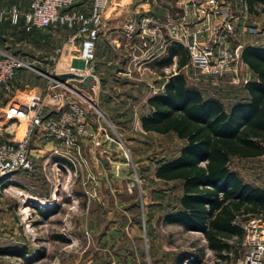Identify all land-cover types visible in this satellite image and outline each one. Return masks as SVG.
<instances>
[{
    "label": "rangeland",
    "instance_id": "rangeland-1",
    "mask_svg": "<svg viewBox=\"0 0 264 264\" xmlns=\"http://www.w3.org/2000/svg\"><path fill=\"white\" fill-rule=\"evenodd\" d=\"M180 1L123 0L115 27L121 28L131 12L140 19L153 12L161 17L158 15V6L166 8L171 15L179 9ZM111 26L103 27L100 32L96 43V57L105 56L107 43H110L111 38L115 42L123 38L121 32L109 33ZM105 32L109 33L110 39ZM75 48V45L69 48L70 55L66 61L56 60L55 64L48 58L37 59L32 57L30 51H22L33 68L27 69L21 75L22 79L30 82L32 76H42L53 70H79L85 64L79 58V50ZM187 70L188 75H185L191 76L187 77L190 82L202 81V86H207L209 81L200 72L189 68ZM219 84L220 89L224 90V83ZM83 95L91 99L89 94ZM121 142L128 148L129 157L116 141L111 145L102 141L98 149V143L90 136L82 142L83 147L81 146L79 154L70 150L64 162L53 170L38 174L32 169L9 174L7 181L0 186V246L24 245L32 264H90L106 255V259L111 262L135 259L139 263H149L153 252L149 248L152 242L146 233L145 215L153 200L151 190L165 186L159 182L149 184L142 176L146 175L144 169L156 159L159 160L162 154H174L180 143L170 136L146 137L141 144L127 140L128 146L125 140ZM163 149L165 153L161 152ZM260 166L261 163L256 160L231 162L232 168H248L252 171L250 178L254 180L259 178L254 170ZM35 177L38 179L35 180ZM38 188L41 189L39 195L36 194ZM98 201L103 204L101 210L94 205ZM154 201H157L156 197ZM136 202L139 214L137 224L134 222L137 212L127 211ZM54 207L58 212L47 219L38 214L37 209ZM153 226L154 239L159 238L156 250L159 256L166 252L167 264H174L175 256L182 251L197 253L198 249H203L204 262L215 261L214 253L205 247L201 234L186 232L176 226H166L159 221ZM237 250L239 257L235 263L244 256V244L238 245ZM38 254H43V258L33 260ZM190 263L198 264L195 261ZM0 264L24 262L20 258L0 257Z\"/></svg>",
    "mask_w": 264,
    "mask_h": 264
},
{
    "label": "trees",
    "instance_id": "trees-1",
    "mask_svg": "<svg viewBox=\"0 0 264 264\" xmlns=\"http://www.w3.org/2000/svg\"><path fill=\"white\" fill-rule=\"evenodd\" d=\"M256 3L264 5V0H248L250 9ZM184 51L179 44L171 45L159 65H167L173 56L180 55L178 65L183 66L186 63ZM10 53L20 58L23 56L21 49ZM115 55L118 60L119 54ZM242 59L258 75L257 81H248L244 85L250 95L249 102L235 99L226 110L221 93L219 97L208 95L202 81L190 82L184 73L179 72L168 77L161 92L147 99L150 111L140 118L143 131L164 137L174 136L180 143L174 154H162L159 160L144 169L146 175L142 178L145 182H159L165 186L151 190L152 197H156L157 201L147 208V235L152 242L156 221L177 225L186 232L201 233L205 247L216 258L214 262L206 263L203 261V249H198L197 253L182 251L175 256V264L186 260L198 264H236L239 257L237 246L243 244V225L251 217H264V189L247 182L231 167L233 160H250L264 154V68L259 69L254 60L264 62V49L246 47ZM94 62L95 65L99 63ZM117 64L121 67L122 61ZM26 70L20 68L16 71L12 87ZM109 81V76H104L102 87L109 88ZM7 95L8 92L0 86V106L7 104ZM101 96V109L109 114L113 122L116 121L122 128H129L133 117L132 103L129 107L116 106L113 95L102 92ZM120 116L125 119L120 121ZM131 140L139 144L142 142L137 138ZM161 152L165 153V149ZM18 172L28 171L19 170L11 174ZM8 175L0 177V186ZM94 205L102 209L98 202ZM37 210L43 219L58 212L56 207ZM137 210V202L127 208L131 212ZM135 217L137 224L138 212ZM149 248L152 250V244ZM106 256H100L92 264H110ZM0 257L20 258L24 264H32L24 245L0 246ZM41 258L43 254H38L33 260ZM149 259L152 264H157V260ZM141 264L147 263L142 261Z\"/></svg>",
    "mask_w": 264,
    "mask_h": 264
},
{
    "label": "built area",
    "instance_id": "built-area-1",
    "mask_svg": "<svg viewBox=\"0 0 264 264\" xmlns=\"http://www.w3.org/2000/svg\"><path fill=\"white\" fill-rule=\"evenodd\" d=\"M75 1L31 0L29 11L24 15V28L26 31L51 27L74 30L71 40L79 43V58L88 68L70 73L87 77L90 64L96 59V43L106 24V13L123 0H91L89 15L68 11ZM228 1L230 0H181L179 9L171 15L167 12L165 18L145 16L140 19L131 12L122 26L124 47L131 48L126 53L131 56L133 47L137 51L146 50L149 53L150 43L155 45L157 51L179 44L188 56L185 72L192 68L211 83L244 86L249 81V75L243 68L241 46H233L232 41L237 27L249 34H256L259 26L255 21H249L247 8L239 14L227 13ZM19 19L20 11L16 6L0 9V22L8 20L16 25ZM56 56L57 53L50 58L53 64L58 60ZM134 62L139 65L140 60L134 58ZM20 68L33 69L29 61L0 50V86L6 92H11L13 78ZM172 72L178 73L175 66ZM55 74L60 73L53 70L42 75L49 80L47 90L50 93V103L58 109V115L46 114V104L40 96L21 94L23 106L19 112V120L25 124V130L17 140L0 142V177L19 170L33 169L30 145L35 133L39 132L46 141L55 140L68 156L76 146V134H86V119L89 115H97L106 120L94 100L83 95L87 90L75 86L74 83L81 80L68 79L59 83L52 78ZM69 80H73L72 83ZM118 140L125 155L129 157L128 148ZM243 231L245 253L236 264H264V217L248 219L243 225ZM182 264L191 263L186 260Z\"/></svg>",
    "mask_w": 264,
    "mask_h": 264
},
{
    "label": "crops",
    "instance_id": "crops-1",
    "mask_svg": "<svg viewBox=\"0 0 264 264\" xmlns=\"http://www.w3.org/2000/svg\"><path fill=\"white\" fill-rule=\"evenodd\" d=\"M30 2L31 0H0V9H9L12 6H16L20 11V19L18 24L12 25L8 20L0 22V50L14 52L18 49H21L23 52L30 51L32 57L37 59H50L57 53L56 57L58 61H66L70 55L69 48L75 45V49H80L79 43L71 40L74 34V30L67 29L65 27H51L44 30L32 29L31 31H26L24 28V15L29 11ZM90 3L91 0H76L74 5L70 7L68 11H75L83 13L85 15H89ZM121 5L122 2H120L117 6L109 8L106 13V24L104 27L112 25L109 31V33L111 34H120L121 32V34L123 35L122 27H118L119 30L117 27H115L118 24L116 18L122 8ZM158 8V15L161 16V18H165L167 16L166 8H163L162 6H158ZM244 8H247L248 10L249 21H255L259 26V32L256 34H249L245 32L241 27H237L236 35L232 41V45L241 46L242 52L246 47L264 49V5H262L261 3H256L253 4L252 9H250L248 0H230L228 1L226 6V12L239 14L241 11H243ZM147 16L156 17V15H154V12L147 14ZM109 33L105 32L107 38H109ZM107 44L108 46L105 56H100V58L99 56L96 57L95 61H99V63L94 66L95 75L92 86L89 90L84 91V93H87L91 96L99 110L104 113L106 120L92 114L87 117L86 134H76V146L73 151L78 154L81 152V148L83 147L82 142H84L85 138H88L90 136L92 137V140L98 143V149L102 141H107L108 144L111 145L114 143V141H116L118 144V140L116 139H121L123 141L125 140L127 142L128 139L130 140L137 138L143 141L146 137L156 138L158 136H162L152 132H145L141 128L140 118L150 111V107L147 104V99L151 95L161 92L168 77L176 74L175 72H172L174 66L178 73H186L184 67L188 63V56L185 49L184 57L186 58V63L183 66L180 67L178 65L180 55L173 56L172 61L169 64L161 66L159 65V63L163 58L167 56V49L171 45H169L164 51H157V48H154L155 45L153 43H150L148 45L149 53L146 50L137 51L133 47V52L131 53V56H129L126 51H130L131 48L124 47L123 38L119 42H115V39L111 38L110 43ZM99 52L100 51L97 49V53ZM116 53L119 54L118 60H116ZM21 58L27 61L29 59L26 56H21ZM134 58L140 60L139 65L137 64L138 66L135 65ZM119 60L122 61L121 67L117 66ZM241 60L243 63V68L248 72L249 81H257V73L247 62L242 59V53ZM254 60L259 69L264 68V62H258V60L256 59ZM113 63L114 66H111ZM46 65L50 66V64L48 63ZM86 67L87 66L84 65L78 71H82L86 69ZM56 72L66 73L75 71L69 69H60L56 70ZM104 76H109L111 80L107 84L109 87L107 89L102 87V79L104 78ZM18 81L19 82L14 83L11 92H9L7 95V97H9L7 104L5 106H0V142L5 140H17L24 133L25 124L19 120V112L21 110V106H23V100L21 97L22 93H30L32 95L40 96L45 101V111L47 115H58L59 113L58 109L53 106L52 103H50V93L47 90L49 80L46 77H44L43 75H36L34 77H31L30 82H26L22 79V77L19 76ZM71 81L73 80H69V83H72ZM223 85L225 89L221 90V84L209 82L206 86V93L214 97H219L218 95H220L221 93L224 97L222 102L226 110H228L231 104L236 101L235 99H237V101L242 100L245 102H249L250 95L244 89V86L232 84ZM102 92H108L113 95L116 106L126 105V107H129V105L132 103L133 117L132 123L130 124L129 128H122V126H119L116 121L113 122L109 114L101 109L100 101L102 99ZM118 119L120 121H123L125 117L120 116ZM30 150V159L33 162L32 171H34L35 173L37 172L38 174H40L39 172L45 170H53L55 166L60 165L62 161L64 162V158H67L66 151L60 145H58L55 140L46 143L39 132L34 134L32 143L30 145ZM250 160H256L261 163V166L257 167L254 170L255 174H257L259 178L255 180L252 177L250 178V172L252 171H250L248 168L233 167V169L238 171L247 182L253 183L264 189V154L260 157ZM34 179L36 180L38 178L35 177ZM82 184L84 185V183ZM40 188H38L36 192L37 195H39V192L42 189ZM48 191L50 192V188H48ZM90 195L92 196V194ZM152 199L153 200L150 202L151 204L156 202L154 201V197ZM98 203L103 206L100 201H98ZM166 226H176L183 230L182 227L177 225ZM158 240H152L153 259L157 260V264H167L166 252H163L161 256H159L158 251L156 250V246L157 244H159ZM92 263L93 261H91L90 264ZM110 264L141 263H139L135 259H132V261L127 260L126 262H124L123 260L114 261L110 262ZM147 264L152 263L150 261Z\"/></svg>",
    "mask_w": 264,
    "mask_h": 264
},
{
    "label": "water",
    "instance_id": "water-1",
    "mask_svg": "<svg viewBox=\"0 0 264 264\" xmlns=\"http://www.w3.org/2000/svg\"><path fill=\"white\" fill-rule=\"evenodd\" d=\"M94 66H95V62L90 64L91 69L87 77H81L80 75H77L75 73L67 72V73L55 74L52 76V78L58 81L59 83H64L68 79H79L81 80V82H75L74 83L75 86L82 90H89L94 81V74H95Z\"/></svg>",
    "mask_w": 264,
    "mask_h": 264
}]
</instances>
